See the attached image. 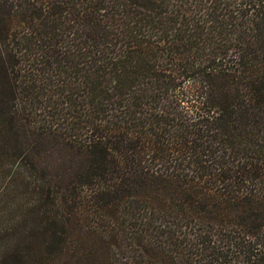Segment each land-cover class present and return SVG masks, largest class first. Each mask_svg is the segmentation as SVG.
I'll use <instances>...</instances> for the list:
<instances>
[{"label":"trees","instance_id":"1","mask_svg":"<svg viewBox=\"0 0 264 264\" xmlns=\"http://www.w3.org/2000/svg\"><path fill=\"white\" fill-rule=\"evenodd\" d=\"M0 264H264V0H0Z\"/></svg>","mask_w":264,"mask_h":264}]
</instances>
